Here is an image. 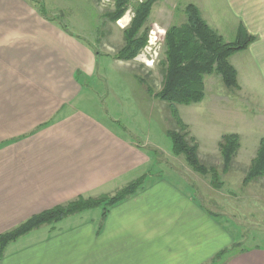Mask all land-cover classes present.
I'll return each mask as SVG.
<instances>
[{
  "label": "crops",
  "instance_id": "0c3cea01",
  "mask_svg": "<svg viewBox=\"0 0 264 264\" xmlns=\"http://www.w3.org/2000/svg\"><path fill=\"white\" fill-rule=\"evenodd\" d=\"M224 3L235 34L242 25L255 37L245 50L264 89V0ZM96 59L89 42L29 0H0V234L78 196L111 193L149 168L139 141L77 105ZM101 214L96 207L32 229L6 245L0 264H264L261 246L211 263L235 238L165 179Z\"/></svg>",
  "mask_w": 264,
  "mask_h": 264
},
{
  "label": "rangeland",
  "instance_id": "374dc122",
  "mask_svg": "<svg viewBox=\"0 0 264 264\" xmlns=\"http://www.w3.org/2000/svg\"><path fill=\"white\" fill-rule=\"evenodd\" d=\"M31 1L42 2L49 17L81 36L97 52L95 72L82 80L83 90L77 105L142 144L151 158L149 168L143 173L146 174L143 184L165 179L180 185L218 214L237 242L232 245L235 249L264 247V177L255 182H242L258 142L264 138L260 66L245 49L237 51L229 57V62L237 70L240 90L226 88L219 75L211 73L204 76L205 95L200 102L176 105L189 136L198 145L200 161L218 169L222 181L219 188L211 186L209 175L194 172L182 156L172 154L167 130L176 127L168 103L146 90L149 87L155 93L161 88L164 34L171 25L185 21L186 4L199 7L201 16L226 42L235 41L236 27L226 14L224 0L155 2L145 23L147 43L128 61L117 60L114 55L122 45V30L132 17L131 4L136 0H130L128 10L114 23L104 17L113 9L114 0ZM154 34L158 36L156 40H153ZM225 133H237L240 147L231 168L223 174L218 142ZM121 187L101 195L110 197Z\"/></svg>",
  "mask_w": 264,
  "mask_h": 264
},
{
  "label": "trees",
  "instance_id": "16d2710c",
  "mask_svg": "<svg viewBox=\"0 0 264 264\" xmlns=\"http://www.w3.org/2000/svg\"><path fill=\"white\" fill-rule=\"evenodd\" d=\"M32 5L43 16H47L43 3L33 2ZM160 0H136L131 4L132 17L122 30V45L114 58L128 61L137 56L147 43L148 27L145 26L152 6ZM130 0H114L113 9L104 14L109 22H116L128 10ZM185 21L173 24L164 34V59L162 64V83L157 92L147 87V91L156 99L168 103L171 116L175 121V129H168L172 142V154L182 156L186 164L200 175H209L210 184L219 188L222 184L217 168L204 165L198 156V145L189 136L187 125L180 119L176 105H189L200 102L205 95L204 76L211 73L219 75L226 88L239 89L237 70L229 62L235 52L244 50L255 39L239 25L235 41L226 42L222 35L210 27L202 18L195 4L188 3L184 7ZM95 55L97 52L94 51ZM142 82V81H141ZM240 147L237 133H225L218 142V150L222 160L221 173H226ZM264 177V138L258 142L254 157L251 159L243 178V183L255 182ZM146 174L129 181L114 195L98 197L78 196L65 203L34 214L14 228L0 234V256L8 243L32 229L58 222L66 216L80 213L87 209L102 206L101 220L104 219L109 207L135 194L143 187ZM231 246L223 249L212 258V262H221Z\"/></svg>",
  "mask_w": 264,
  "mask_h": 264
},
{
  "label": "built area",
  "instance_id": "2783aa9c",
  "mask_svg": "<svg viewBox=\"0 0 264 264\" xmlns=\"http://www.w3.org/2000/svg\"><path fill=\"white\" fill-rule=\"evenodd\" d=\"M157 38H158V36H157L156 34H154V36H153V40H156ZM148 42L151 43L150 39H149Z\"/></svg>",
  "mask_w": 264,
  "mask_h": 264
}]
</instances>
